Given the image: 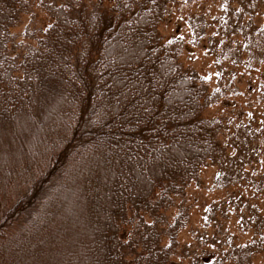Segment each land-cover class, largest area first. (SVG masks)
<instances>
[{
  "label": "trees",
  "instance_id": "trees-1",
  "mask_svg": "<svg viewBox=\"0 0 264 264\" xmlns=\"http://www.w3.org/2000/svg\"><path fill=\"white\" fill-rule=\"evenodd\" d=\"M39 4L18 55L30 0H0V264H175L185 213L165 211L223 150L224 90L161 40L165 0Z\"/></svg>",
  "mask_w": 264,
  "mask_h": 264
},
{
  "label": "rangeland",
  "instance_id": "rangeland-1",
  "mask_svg": "<svg viewBox=\"0 0 264 264\" xmlns=\"http://www.w3.org/2000/svg\"><path fill=\"white\" fill-rule=\"evenodd\" d=\"M99 1L108 2L93 3ZM165 1L161 40L177 47L179 61L210 90H224L205 109L222 120L223 150L165 211L169 220L185 213L171 259L175 264H264V5L252 14L251 0ZM190 12L204 22L197 41L185 22ZM49 19L39 0H30L10 35L18 55L34 43L24 31Z\"/></svg>",
  "mask_w": 264,
  "mask_h": 264
}]
</instances>
